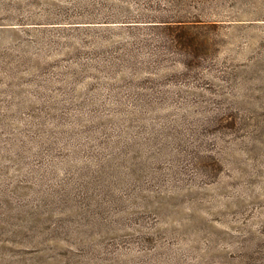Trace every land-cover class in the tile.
Returning a JSON list of instances; mask_svg holds the SVG:
<instances>
[{"label": "rangeland", "instance_id": "374dc122", "mask_svg": "<svg viewBox=\"0 0 264 264\" xmlns=\"http://www.w3.org/2000/svg\"><path fill=\"white\" fill-rule=\"evenodd\" d=\"M0 264H264V0H0Z\"/></svg>", "mask_w": 264, "mask_h": 264}]
</instances>
